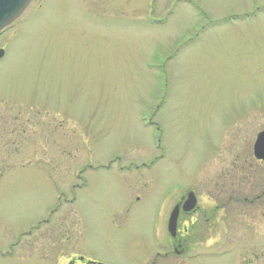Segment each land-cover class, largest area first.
Returning <instances> with one entry per match:
<instances>
[{"label": "rangeland", "instance_id": "rangeland-1", "mask_svg": "<svg viewBox=\"0 0 264 264\" xmlns=\"http://www.w3.org/2000/svg\"><path fill=\"white\" fill-rule=\"evenodd\" d=\"M4 44L0 264H150L242 152L217 158L227 129L264 128V0H31ZM229 216L157 264H264L262 220Z\"/></svg>", "mask_w": 264, "mask_h": 264}, {"label": "flooded vegetation", "instance_id": "flooded-vegetation-1", "mask_svg": "<svg viewBox=\"0 0 264 264\" xmlns=\"http://www.w3.org/2000/svg\"><path fill=\"white\" fill-rule=\"evenodd\" d=\"M0 34V39H1ZM5 44L0 46V50L4 51L3 57H5ZM1 102V101H0ZM11 114V113H10ZM18 114L14 116L13 120H17ZM264 131L261 130V132ZM232 132V133H231ZM238 130L227 129L223 137L220 140L218 146L217 158L220 153L228 151L229 155H232L235 150H238L240 143H243L242 152L240 154L231 157L230 161H225L221 157L218 160L219 170L216 178L207 177L205 183H203V192L208 193L206 198L205 206L199 204L198 199L195 196L196 203L194 207L184 212L182 207L188 193H194L188 191L185 195L181 196L179 200L173 205L168 217L166 224V231L168 229V220L170 214L175 209L178 210V215L175 224V233L172 237L168 234L171 239L168 252L165 251L163 254L161 250L156 252L152 257L150 264H157L160 258L175 257L178 261H183L193 257L192 247L194 239L195 224L199 223V218L205 223L213 222L218 217L222 218L223 221L230 219V213L239 220L243 218L242 222H245L246 216L260 218L263 222L264 228V160L256 159L254 155V143L253 141L251 148L249 147V140L245 136L240 137ZM258 135V134H257ZM256 135V136H257ZM226 145V146H225ZM224 146V147H223ZM226 148V150H224ZM243 188V190H242ZM215 192V195H214ZM212 198H210V195ZM195 195V193H194ZM203 206V207H202ZM228 214V216H226ZM218 221V220H216ZM13 251V248L10 249ZM65 264H101L95 260L86 258L79 253L74 254L65 259Z\"/></svg>", "mask_w": 264, "mask_h": 264}, {"label": "water", "instance_id": "water-1", "mask_svg": "<svg viewBox=\"0 0 264 264\" xmlns=\"http://www.w3.org/2000/svg\"><path fill=\"white\" fill-rule=\"evenodd\" d=\"M31 0H0V32L11 25L20 17ZM0 51V57L2 56ZM254 155L258 160H264V132L260 133L254 145ZM196 203V199L192 193H189L183 204V211H190ZM178 215V210L172 211L169 222L168 232L173 237L175 233V224Z\"/></svg>", "mask_w": 264, "mask_h": 264}]
</instances>
